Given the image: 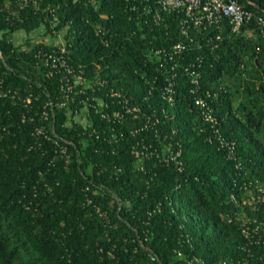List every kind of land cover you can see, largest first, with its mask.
Returning a JSON list of instances; mask_svg holds the SVG:
<instances>
[{
	"label": "trees",
	"instance_id": "trees-1",
	"mask_svg": "<svg viewBox=\"0 0 264 264\" xmlns=\"http://www.w3.org/2000/svg\"><path fill=\"white\" fill-rule=\"evenodd\" d=\"M133 4L0 0V264H264L263 33Z\"/></svg>",
	"mask_w": 264,
	"mask_h": 264
},
{
	"label": "built area",
	"instance_id": "built-area-1",
	"mask_svg": "<svg viewBox=\"0 0 264 264\" xmlns=\"http://www.w3.org/2000/svg\"><path fill=\"white\" fill-rule=\"evenodd\" d=\"M36 1L37 0H17V3L18 7L21 8L29 3H35ZM132 2H134L132 8L136 10L141 19L146 23H158L164 19L165 14H170L178 19L181 30L186 32L189 28H200L212 22H216L223 16H227L232 23L233 30L238 29L243 23L254 20L264 35V15L256 13L250 8H246L237 0H132ZM56 17V15H53V20L56 19ZM49 26L51 27V20ZM36 32L42 34L44 37L43 40L34 39L33 43L36 41H43L48 45L58 46L59 54L53 49L49 51L44 50L42 54L45 56V59H50L53 66L59 63V66H65L69 69L62 55L65 44L64 32L62 30H55L53 27L50 33H46L45 28ZM183 49L184 44L182 42L174 43L171 46V56L173 53L180 54ZM160 50L161 49H157L155 51L158 52ZM197 74L198 73H195V75ZM76 79L83 80L80 75H77ZM191 81L196 82V76H193ZM164 88L169 92L172 89L171 82H168ZM168 99H170V96H168ZM195 103L207 110L209 109L208 104L202 98H196ZM205 117L213 120L209 114H205ZM259 197L260 196H257V198ZM231 199L236 200L233 194L231 195ZM254 199L255 197L251 196L246 199V201L248 204H251V201ZM261 199L264 200V198ZM242 231L247 234V226L243 227Z\"/></svg>",
	"mask_w": 264,
	"mask_h": 264
},
{
	"label": "rangeland",
	"instance_id": "rangeland-1",
	"mask_svg": "<svg viewBox=\"0 0 264 264\" xmlns=\"http://www.w3.org/2000/svg\"><path fill=\"white\" fill-rule=\"evenodd\" d=\"M41 30V29H40ZM37 30L35 31H31L29 34H26L25 32H22V31H16L14 33V38L17 40H23L25 37L29 36L30 38H34V39H37V40H43V35L42 34H38L36 32Z\"/></svg>",
	"mask_w": 264,
	"mask_h": 264
}]
</instances>
